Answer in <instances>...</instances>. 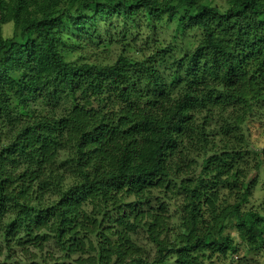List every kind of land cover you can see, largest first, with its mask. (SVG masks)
Segmentation results:
<instances>
[{
    "label": "trees",
    "instance_id": "obj_1",
    "mask_svg": "<svg viewBox=\"0 0 264 264\" xmlns=\"http://www.w3.org/2000/svg\"><path fill=\"white\" fill-rule=\"evenodd\" d=\"M228 4L10 0L19 32L0 44V60L11 50L0 65V130L9 131L0 140V255L15 242L21 259L9 253L0 264H162L169 254L177 264H212L237 251L225 233L231 221L264 250V217L241 209L255 185L247 176L264 163V149H251L242 131L254 102H264V0ZM113 15L148 25L166 15L198 28L201 41L172 60L169 78L152 55L111 64L62 56L66 29L97 30ZM35 100L53 111L32 116ZM155 189L183 195L180 243L169 241L167 203L149 200ZM226 195L231 205L220 204ZM139 230L153 255L133 239ZM46 242L60 255L42 263Z\"/></svg>",
    "mask_w": 264,
    "mask_h": 264
},
{
    "label": "rangeland",
    "instance_id": "obj_2",
    "mask_svg": "<svg viewBox=\"0 0 264 264\" xmlns=\"http://www.w3.org/2000/svg\"><path fill=\"white\" fill-rule=\"evenodd\" d=\"M206 0H198L204 2ZM229 0H210L213 6L224 11L228 7ZM182 15V12L180 13ZM66 23V21H64ZM69 29V27H68ZM67 29L62 33L66 44H59L62 56L69 62H91L97 64H111L118 57V55H125L132 59H142L145 55H152L155 63L160 64L159 69L161 75L169 78V66L172 60L181 57L186 52L194 49L201 41V31L198 28H185L182 30L178 26L177 20L170 21L164 15L160 21H154L147 24L145 21H137L122 18L117 15L110 16L108 19L99 21L97 30L87 29V32L79 30ZM19 29L11 19L10 0H5L0 11V44L9 37L18 34ZM10 49L6 54L10 53ZM5 52L0 60V65L4 64L6 59ZM3 63V64H2ZM16 64L15 57H10L7 68L10 69ZM63 99L60 101L56 111L63 107ZM50 106H45L41 101H31L27 107V112L32 116L38 114H47L52 112ZM24 115L17 114V120L22 121ZM217 119V118H216ZM215 119V120H216ZM215 122L212 126H215ZM242 131L246 135L250 147L253 150L264 149V102H254L251 111L246 113L244 122L242 123ZM9 131L6 127L0 130V140L5 141L8 137ZM67 151H61L59 163L64 168L69 164L67 159ZM252 160V159H251ZM255 179V185L251 189L249 200L246 204L241 206L242 211L253 210L264 217V163L259 170H251L247 176V180ZM71 179L68 177L67 182ZM224 191V190H223ZM224 193L226 192H223ZM162 190H152L150 193L152 206H157L158 199L163 200L168 205L167 221L168 234L170 243H180L177 240V234L184 229V215L180 206L182 204L183 195L179 192L168 193ZM51 192L44 196V200L51 197ZM166 195V196H165ZM53 197V194H52ZM225 202H220L221 205H231L234 197L225 196ZM233 221L230 222L232 224ZM227 225L225 233L233 238L237 244V251L229 253L222 257L215 255L212 258V264H229L234 263H248V264H264V250L255 248L256 243L250 242L247 239L241 238L239 232L234 227ZM133 239L140 244L147 254L153 255L155 252L154 246L147 240L146 234L139 230L134 232ZM11 247L10 252L7 249L3 250L0 255V261L4 257L14 256L16 259H21V247L17 246L15 242ZM2 240L0 237V246ZM43 252L39 254L38 261L44 263V260L49 261L52 255L59 256L60 253L54 249V246L48 242L44 243ZM2 247V246H1ZM41 255V256H40ZM246 261V262H245ZM162 264H177L175 262V255L169 254L165 262Z\"/></svg>",
    "mask_w": 264,
    "mask_h": 264
}]
</instances>
